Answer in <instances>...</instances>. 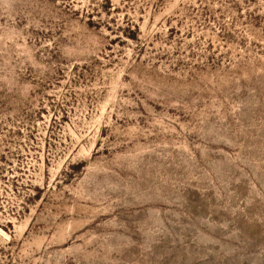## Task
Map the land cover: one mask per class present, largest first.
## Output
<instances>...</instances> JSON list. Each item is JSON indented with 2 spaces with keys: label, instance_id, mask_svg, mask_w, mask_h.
Returning a JSON list of instances; mask_svg holds the SVG:
<instances>
[{
  "label": "rangeland",
  "instance_id": "obj_1",
  "mask_svg": "<svg viewBox=\"0 0 264 264\" xmlns=\"http://www.w3.org/2000/svg\"><path fill=\"white\" fill-rule=\"evenodd\" d=\"M0 264H264V0H0Z\"/></svg>",
  "mask_w": 264,
  "mask_h": 264
}]
</instances>
